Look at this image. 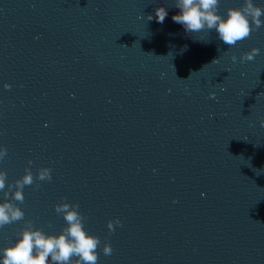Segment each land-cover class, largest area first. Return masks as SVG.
Returning a JSON list of instances; mask_svg holds the SVG:
<instances>
[{
  "label": "water",
  "instance_id": "1",
  "mask_svg": "<svg viewBox=\"0 0 264 264\" xmlns=\"http://www.w3.org/2000/svg\"><path fill=\"white\" fill-rule=\"evenodd\" d=\"M172 2L0 0V170L52 176L24 188L0 249L27 220L58 234L63 198L100 238L97 264H264V27L230 47L186 33Z\"/></svg>",
  "mask_w": 264,
  "mask_h": 264
},
{
  "label": "clouds",
  "instance_id": "2",
  "mask_svg": "<svg viewBox=\"0 0 264 264\" xmlns=\"http://www.w3.org/2000/svg\"><path fill=\"white\" fill-rule=\"evenodd\" d=\"M219 5L220 0H173L170 7L179 11L171 19L188 34L215 31L219 39L230 47H235L252 32L264 27V20L261 19L264 8L257 6L253 0H243L240 7L226 9L225 16L218 14ZM154 13L156 22L160 24L168 16L164 6L155 8ZM152 19L153 16L149 14L147 20ZM259 53L260 50L254 47L241 54L240 62L252 61ZM230 59L233 63L237 61L235 55H231ZM10 87L4 84V88ZM260 125L264 127V120L260 121ZM6 157L7 149L0 146V160ZM27 163L31 165L32 161ZM51 179L50 168L37 169L34 178L30 167H26L20 178L6 183L7 173L0 170V228L24 220L25 213L18 204L24 202L23 190L26 186ZM53 208L62 216L66 226L58 234H46L39 228H33L32 221H25L15 242L0 249V264H97V249L101 247V241L85 231V217L78 211L79 204H69L62 198V202L53 205ZM114 226H121L118 218L107 222L109 232L115 231ZM101 251L109 256L113 249L105 242Z\"/></svg>",
  "mask_w": 264,
  "mask_h": 264
}]
</instances>
